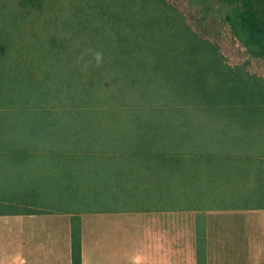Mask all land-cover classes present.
<instances>
[{
    "label": "trees",
    "instance_id": "16d2710c",
    "mask_svg": "<svg viewBox=\"0 0 264 264\" xmlns=\"http://www.w3.org/2000/svg\"><path fill=\"white\" fill-rule=\"evenodd\" d=\"M264 60V0H222ZM162 0H0V216L264 211V77L230 66ZM78 215V214H77Z\"/></svg>",
    "mask_w": 264,
    "mask_h": 264
},
{
    "label": "crops",
    "instance_id": "0c3cea01",
    "mask_svg": "<svg viewBox=\"0 0 264 264\" xmlns=\"http://www.w3.org/2000/svg\"><path fill=\"white\" fill-rule=\"evenodd\" d=\"M189 215L169 209L86 214L81 264H209L214 256L197 251ZM0 264H72L71 215L0 216Z\"/></svg>",
    "mask_w": 264,
    "mask_h": 264
},
{
    "label": "rangeland",
    "instance_id": "374dc122",
    "mask_svg": "<svg viewBox=\"0 0 264 264\" xmlns=\"http://www.w3.org/2000/svg\"><path fill=\"white\" fill-rule=\"evenodd\" d=\"M162 1L168 8L163 11L159 8L139 17L141 30H163V18L171 22L176 14L200 40L216 47L230 66L243 73L264 77V60L249 55L224 23L229 9L225 1ZM84 211L86 209L74 211V215L81 219L90 214L89 210ZM188 213L189 230H193L197 238V251L214 256L207 260L209 264H264V211L191 210Z\"/></svg>",
    "mask_w": 264,
    "mask_h": 264
}]
</instances>
